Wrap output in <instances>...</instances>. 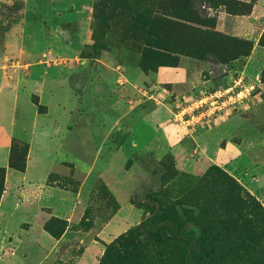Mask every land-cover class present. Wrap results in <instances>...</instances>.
<instances>
[{"label":"rangeland","instance_id":"obj_1","mask_svg":"<svg viewBox=\"0 0 264 264\" xmlns=\"http://www.w3.org/2000/svg\"><path fill=\"white\" fill-rule=\"evenodd\" d=\"M263 32L264 0H0V264H114L107 248L137 227L140 264H252L187 200L216 165L264 207ZM245 42L261 50L250 96L202 115L228 98L211 47L242 67Z\"/></svg>","mask_w":264,"mask_h":264},{"label":"trees","instance_id":"obj_2","mask_svg":"<svg viewBox=\"0 0 264 264\" xmlns=\"http://www.w3.org/2000/svg\"><path fill=\"white\" fill-rule=\"evenodd\" d=\"M163 17L167 16L162 14V20H166V24H164L165 30L170 29L171 26L178 30L193 29L192 25L187 24V22L183 23L181 17L170 16V18H177L178 21L176 22H173L171 19H164ZM209 37L217 41L222 38L221 34L216 33L210 34ZM231 40L230 38L229 45L227 44V46L231 45ZM189 43L188 41V45ZM245 43L248 46V51L244 58L250 56L253 48V43ZM259 44L264 46V32L259 40ZM174 47L187 49V43L175 44ZM154 49L163 51L166 49V46L161 40L156 39ZM211 49L222 56L224 66L231 65L233 61L241 56L236 55L233 59L229 58L230 60L227 59L229 61H225L227 56H224V52L221 49L214 46L211 47ZM185 54L196 57L192 52H187ZM172 64H175V62ZM208 181H214L219 184L221 189H217L213 186L209 187ZM194 189L201 191L203 203L200 204L187 200V206L199 209L201 230H212L210 227L214 224V219L219 217L222 222L224 236L229 241L228 244L222 246V248L227 250L229 249L228 247H232L237 254H241L243 258H247L252 264H264V207L249 192L243 189L231 175L216 165H212L208 169L204 180L200 184H197ZM183 204V200H179L178 203L174 202L165 206V210L170 213L171 219L175 223L180 221L179 214L176 210L178 207L183 206ZM182 213L183 217H185L186 214L183 210ZM139 229V227L131 229L126 235L121 236L107 248L106 256L112 260L114 264L141 263L150 248L144 244H135V242H132L134 237L140 233ZM171 235L174 237L170 243V250L173 251L177 248L175 244L181 242V252L183 254L186 253L187 241L191 239L193 235L188 234L187 230L182 229L176 230ZM210 236L213 237L214 235L211 234ZM156 239L157 240L153 239V241H157L156 243L159 245L163 244V241L157 236ZM210 243H217L218 246L221 241L214 239L213 242ZM247 245L249 249H246Z\"/></svg>","mask_w":264,"mask_h":264},{"label":"crops","instance_id":"obj_3","mask_svg":"<svg viewBox=\"0 0 264 264\" xmlns=\"http://www.w3.org/2000/svg\"><path fill=\"white\" fill-rule=\"evenodd\" d=\"M257 48L258 47L256 44L253 53L246 58V61L244 65H242V67H235L234 64H231L228 66H224V68L222 69L223 79H222V83H220L222 89L217 92L224 94L228 93L227 99H224L222 98L223 96H221L220 103L222 104L223 107L231 103L235 104L241 99L250 96L251 89L254 88L255 85L253 83L247 85V77L255 76V79H257L259 75L262 73L261 65H259L256 54H254L256 50H260L259 48L258 49ZM205 82L207 83L209 81L206 80Z\"/></svg>","mask_w":264,"mask_h":264},{"label":"built area","instance_id":"obj_4","mask_svg":"<svg viewBox=\"0 0 264 264\" xmlns=\"http://www.w3.org/2000/svg\"><path fill=\"white\" fill-rule=\"evenodd\" d=\"M214 97H217L216 95H214ZM221 97V96H219ZM208 101V102H207ZM208 103H210V105H214L216 104V109L215 110H211V108H206V111L202 112V115H210L211 113H215L216 110H220V108H218V106H222V104L220 103V101L215 100V99H210V100H201L200 101V107H206L208 105ZM198 107V106H197ZM202 115H200L198 118H201Z\"/></svg>","mask_w":264,"mask_h":264}]
</instances>
